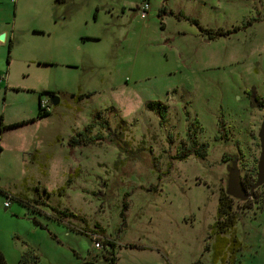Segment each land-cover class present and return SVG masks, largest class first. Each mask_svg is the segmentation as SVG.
<instances>
[{"label":"rangeland","instance_id":"obj_1","mask_svg":"<svg viewBox=\"0 0 264 264\" xmlns=\"http://www.w3.org/2000/svg\"><path fill=\"white\" fill-rule=\"evenodd\" d=\"M0 30V71L18 87L5 120L34 111L36 96L48 104L0 147L5 264L26 248L37 264H208L225 167L235 159L245 189L254 177L264 0H0ZM148 101L163 106V122ZM186 132L203 159L174 157ZM76 133L83 144L69 146ZM230 204L239 264H264V183ZM52 209L73 217L55 220Z\"/></svg>","mask_w":264,"mask_h":264},{"label":"trees","instance_id":"obj_2","mask_svg":"<svg viewBox=\"0 0 264 264\" xmlns=\"http://www.w3.org/2000/svg\"><path fill=\"white\" fill-rule=\"evenodd\" d=\"M56 2H59L61 0H54ZM168 14H172L176 18L182 17V15L178 14H173L171 11H168ZM192 24L196 25V21L191 19L190 20ZM198 29L206 34H212V35H219L220 32L219 30H210V29H202L198 26ZM235 28H233L232 31H234ZM227 31H223L222 34H227ZM10 46V42H6V49H8ZM39 93H46L47 95L53 94V92H39ZM83 96V94H78L76 95V98L79 99ZM254 99V98H252ZM39 100H37L36 104V112H35V118H42L48 115V112L43 111L41 108L38 106ZM261 106L264 105L262 102L260 104ZM145 108L148 110H153V113L156 115L158 118L159 122H163L164 120V112H163V106L158 102V101H148L145 103ZM103 123V124H102ZM18 125L16 124H11L10 126H15ZM101 126L106 127V121L102 120L100 123ZM83 133V129H81ZM193 132V130H191ZM190 132V133H191ZM188 132L185 133V137L187 138L188 141V147L179 152L178 154H175L176 159H183L188 155H191L192 157L196 159H203L204 157V151H203V144H199V150L195 144L194 137L192 133L190 134ZM81 133H76L72 137L68 138L67 143L68 145H75V144H83V137L81 138ZM6 197H12L11 195L5 194ZM8 199V198H7ZM14 199L23 202L25 199L21 198L20 196H14ZM33 203H40L43 205L42 201H37L35 199H32ZM231 198L227 196L224 191L219 192L217 195L216 199V205H215V210H214V216H213V221L210 225V233L213 235L212 237V243L209 246L211 248V260H220V259H226L227 262L231 263L233 259V255L235 252L239 251L240 249V244L236 240L234 234H233V224H234V214L231 210ZM54 215L53 218L55 220H60L62 217H73L72 214H70L67 211H60L56 209H52ZM32 224L38 225V222L34 219H31ZM102 243H109L106 240L102 241ZM0 264H5L2 255L0 253ZM14 264H37V256L32 252L31 249L26 248L24 251L20 252L18 255V258Z\"/></svg>","mask_w":264,"mask_h":264},{"label":"water","instance_id":"obj_3","mask_svg":"<svg viewBox=\"0 0 264 264\" xmlns=\"http://www.w3.org/2000/svg\"><path fill=\"white\" fill-rule=\"evenodd\" d=\"M47 101L51 106L57 103L55 94L47 95ZM255 137L257 141V156L254 164V177L251 184L245 190L239 180V176L235 167V159L233 158L229 165L225 167V188L224 193L230 198L243 201L250 197L252 190L264 182V105L262 107V116L258 123Z\"/></svg>","mask_w":264,"mask_h":264},{"label":"crops","instance_id":"obj_4","mask_svg":"<svg viewBox=\"0 0 264 264\" xmlns=\"http://www.w3.org/2000/svg\"><path fill=\"white\" fill-rule=\"evenodd\" d=\"M135 7H136V5H133V9H135ZM36 30H38L40 32H44V31H42L44 29L39 28V27ZM4 38H5L4 31L0 30V40H1L0 46H4V44H5ZM8 41L11 43L10 40H8ZM10 47H11V44H10L9 48L6 49L7 54L9 52V50H10ZM7 73L0 71V147H2V144L4 142L3 137H4L5 133H6V130L13 129V128H21V127H24L26 125L36 124V123H38L40 121V119L45 118V117L35 118L36 104H37V100H39V97L36 96L35 104H34V107H35L34 111H31V110L27 109V111H26V113L24 115H21L20 117H17V118H11V119L8 118V119L5 120V118H4L2 113H3V108H4V105H5L6 94L8 92H11V89L12 90L13 89L17 90V88H18L17 86L13 85L10 82V79L8 78V74ZM38 95H39V93H38ZM16 123L18 125H15V126H12V127L10 126L11 124H16ZM16 149H18L20 152L25 151V148L23 147V145L17 146ZM0 153H1V149H0ZM206 255H208V264H239L238 259L240 257H242L241 254L239 253V251H237L233 255L232 262L229 263V262L226 261L225 258L224 259H220V260H218V259L211 260V250L210 249H208V254H206ZM246 257H250V252L249 253L247 252Z\"/></svg>","mask_w":264,"mask_h":264},{"label":"built area","instance_id":"obj_5","mask_svg":"<svg viewBox=\"0 0 264 264\" xmlns=\"http://www.w3.org/2000/svg\"><path fill=\"white\" fill-rule=\"evenodd\" d=\"M146 8H147L146 1H142L141 3H139L138 5H136L135 9L137 10V12L139 14V17H143L144 16V12H145ZM38 106L43 111L48 112V104L46 102L39 101L38 102ZM2 204L3 205H6V202H3ZM91 243H92V246L94 248H98V244L99 243H98L97 239L94 236L91 237Z\"/></svg>","mask_w":264,"mask_h":264},{"label":"flooded vegetation","instance_id":"obj_6","mask_svg":"<svg viewBox=\"0 0 264 264\" xmlns=\"http://www.w3.org/2000/svg\"><path fill=\"white\" fill-rule=\"evenodd\" d=\"M248 94H249V93H248ZM262 107H263V106H262ZM261 109H262V108H261ZM239 180H240V179H239ZM263 183H264V182H263ZM240 184H241V181H240ZM260 185H261V184H260ZM241 186H242V184H241ZM242 187H243V186H242ZM257 187H258V186H257ZM243 188H244V187H243ZM247 188H248V187H247ZM247 188H246V189H247ZM255 188H256V187H255ZM255 188H254V189H255ZM244 189H245V188H244ZM246 189H245V190H246ZM252 191H253V190H252ZM251 195H252V194H251ZM248 198H249V197H248ZM246 199H247V198H246ZM243 201H244V200H243ZM233 225H234V224H233Z\"/></svg>","mask_w":264,"mask_h":264}]
</instances>
